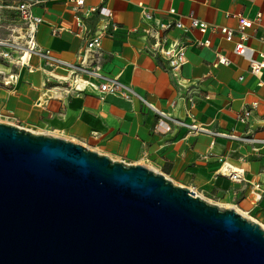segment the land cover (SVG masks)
Returning <instances> with one entry per match:
<instances>
[{"label":"crops","instance_id":"1","mask_svg":"<svg viewBox=\"0 0 264 264\" xmlns=\"http://www.w3.org/2000/svg\"><path fill=\"white\" fill-rule=\"evenodd\" d=\"M140 2L161 22L179 19L189 27V17H194L209 26L205 33L194 29L186 35L189 40L210 43L189 47L186 52L181 75L198 89L190 111L164 61L144 52L150 41L142 34L147 24L137 7ZM100 7L110 11V22L119 27L102 39L106 74L131 86L139 97L172 118L195 122L212 132L264 140V70L252 76L248 63L232 53V45L217 30L237 29L239 14L251 19L248 44L263 51L264 0H85L79 11L69 0H43L34 9L42 19L37 44L63 60L74 61L105 23L98 12H89ZM170 10L175 14H169ZM183 36V31L171 29L167 39ZM216 51L230 60V66L212 68ZM0 71L18 75L14 85L0 84L1 122L61 137L113 160L144 165L264 226V146L191 134L172 124L166 131V122L137 98L111 94L51 98L45 95V87L53 73L36 58L30 60L29 69L14 70L0 62ZM255 102L257 107L252 109ZM244 110H251V115L240 122L237 117ZM224 165L242 170L245 181L235 183L224 176Z\"/></svg>","mask_w":264,"mask_h":264},{"label":"water","instance_id":"2","mask_svg":"<svg viewBox=\"0 0 264 264\" xmlns=\"http://www.w3.org/2000/svg\"><path fill=\"white\" fill-rule=\"evenodd\" d=\"M0 264H264V229L144 165L0 121Z\"/></svg>","mask_w":264,"mask_h":264},{"label":"built area","instance_id":"3","mask_svg":"<svg viewBox=\"0 0 264 264\" xmlns=\"http://www.w3.org/2000/svg\"><path fill=\"white\" fill-rule=\"evenodd\" d=\"M69 2L73 5L75 11H79L84 7L85 0H69ZM42 4L43 0H0V62L11 69L20 70L23 68L29 69V62L32 58L41 61L53 73L48 81L49 85L45 87V95L49 94V97L58 99L71 96L83 98L87 94L101 96L111 94L121 96L124 99L137 98L153 111L161 121L166 122V131L171 129L170 125L172 124L186 128L191 134H207L213 138L264 146V140L252 136L212 132L195 122L186 123L183 120L172 118L139 97L131 86L122 83L117 77L106 74L102 70V39L108 36L110 32H116L119 27L116 23L110 22L111 13L104 7L89 10L90 13L98 12L106 20L101 30L88 39L83 51L77 55L74 61L63 60L54 55L52 51L42 49L36 41L42 19L34 14V9ZM137 7L140 9L143 22L147 24V27L142 30V34L150 41L144 52L150 57L164 61L167 71L176 80L181 100L186 104L187 111H190L195 106L193 95L198 93V89L191 81L184 79L181 75L182 68L186 64V52L189 47H208L210 43L208 41L195 42L189 40L186 35L194 29L200 33H205L209 26L194 17H189V27H185L179 19L164 23L149 13L143 3H137ZM169 14L174 15V10H170ZM236 18L238 22L237 29L220 27L217 30L223 40L232 45V53L248 63L249 73L254 77H258L264 70V50L256 51L248 44V31L252 28L254 21L240 14L236 15ZM259 18L260 15L256 18V21ZM171 29L183 31L184 36L169 41L167 34ZM214 57L212 68L228 67L231 64L230 60L220 52L216 51ZM56 72H60L62 75L58 76L55 74ZM17 78V73L5 74L0 71V84L3 86L14 85ZM258 85L260 86V84ZM204 99L209 100V96H204ZM256 107L257 103H252L251 108ZM250 115L251 110H244L238 115L237 120L246 122ZM7 119H10V117H7ZM10 124L16 125L14 123ZM221 173L235 183L245 181L243 171L234 169L229 165H224Z\"/></svg>","mask_w":264,"mask_h":264},{"label":"rangeland","instance_id":"4","mask_svg":"<svg viewBox=\"0 0 264 264\" xmlns=\"http://www.w3.org/2000/svg\"><path fill=\"white\" fill-rule=\"evenodd\" d=\"M204 200H206L207 202L211 203V204H216V205H219L216 200H213V199H207L205 197H202ZM220 206V205H219ZM221 207H224V208H227L226 206H221Z\"/></svg>","mask_w":264,"mask_h":264},{"label":"bare ground","instance_id":"5","mask_svg":"<svg viewBox=\"0 0 264 264\" xmlns=\"http://www.w3.org/2000/svg\"><path fill=\"white\" fill-rule=\"evenodd\" d=\"M198 195V194H197ZM199 196V195H198ZM200 197H202V196H200ZM220 205V204H219ZM220 206H222V205H220ZM262 228L264 229V226H262Z\"/></svg>","mask_w":264,"mask_h":264}]
</instances>
